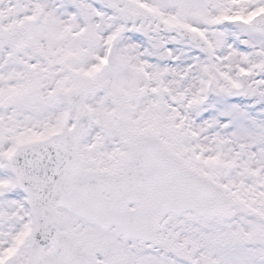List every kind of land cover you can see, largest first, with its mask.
<instances>
[{
  "label": "snow or ice",
  "instance_id": "obj_1",
  "mask_svg": "<svg viewBox=\"0 0 264 264\" xmlns=\"http://www.w3.org/2000/svg\"><path fill=\"white\" fill-rule=\"evenodd\" d=\"M0 264H264V0H0Z\"/></svg>",
  "mask_w": 264,
  "mask_h": 264
}]
</instances>
